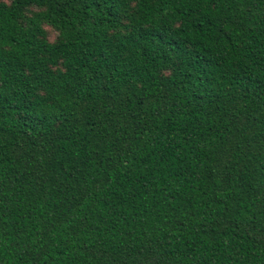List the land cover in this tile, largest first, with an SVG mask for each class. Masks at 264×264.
Instances as JSON below:
<instances>
[{"label": "trees", "instance_id": "16d2710c", "mask_svg": "<svg viewBox=\"0 0 264 264\" xmlns=\"http://www.w3.org/2000/svg\"><path fill=\"white\" fill-rule=\"evenodd\" d=\"M0 264H264V0H0Z\"/></svg>", "mask_w": 264, "mask_h": 264}]
</instances>
